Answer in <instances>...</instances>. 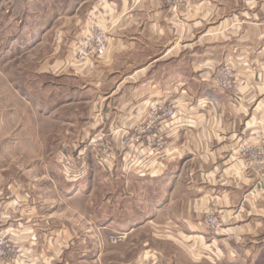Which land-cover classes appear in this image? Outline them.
Wrapping results in <instances>:
<instances>
[{"label": "crops", "instance_id": "crops-1", "mask_svg": "<svg viewBox=\"0 0 264 264\" xmlns=\"http://www.w3.org/2000/svg\"><path fill=\"white\" fill-rule=\"evenodd\" d=\"M26 8L24 55L36 58V78L24 80V206H0V231L29 253L59 250L0 264H62L61 248L88 241L78 232L92 223L58 218L55 179L66 170L45 152L90 158L104 138L115 160L101 166L116 174L117 185L132 186L121 191L122 203L149 190L148 222L122 228L133 246L148 248L132 264H264V175L247 169L241 153L264 138V0H185L178 8L168 0H25ZM89 16L107 31L108 50L82 64L74 45ZM224 63L235 67L236 94L210 83ZM170 105L173 119L156 122L138 147H123L124 137ZM153 134L164 142L160 153L148 143ZM10 167L0 169L2 180ZM210 208L222 215L220 233L204 225ZM54 211L58 221L51 222ZM146 227L148 240L132 238Z\"/></svg>", "mask_w": 264, "mask_h": 264}, {"label": "rangeland", "instance_id": "rangeland-1", "mask_svg": "<svg viewBox=\"0 0 264 264\" xmlns=\"http://www.w3.org/2000/svg\"><path fill=\"white\" fill-rule=\"evenodd\" d=\"M168 1L172 8H178L185 2V0L181 3ZM24 3L25 0H0V169L6 162L11 164L9 170L12 172L11 175H8L7 181L0 178V206L4 208L3 204L7 202V205L13 206L14 210L24 206V82L27 75H32L33 79L36 78L34 71H30L34 70L36 58L24 55V11H27V8L24 9ZM30 9L35 10L34 7H29ZM53 9L54 7L51 6V11ZM211 26L213 25L207 24L204 28ZM229 67L234 71L237 88L232 91L216 88L212 82L213 77L221 69ZM210 83L216 91L236 94L240 90V81L232 63H224L217 68L211 76ZM46 139L51 141L52 135H47ZM241 153L247 156L245 162L247 169L264 175V138L261 140L260 146H243ZM64 156L67 158L75 156L73 159L78 164L77 167L87 168L86 176L79 181L68 180L69 178L65 175L68 170L65 166ZM96 156L82 159L83 157H79L78 151L51 150L45 152L46 159L54 158V161H58L56 163L60 170L62 169L63 172L66 170L65 173H61L58 179H55L56 188H60L62 195V199H54V205L61 207L62 216L58 218L62 222H74L76 219L78 222H90L93 225V228L87 232H78L82 239L87 235L86 243L83 240H77L74 245L61 248L60 255L64 257L62 264H104L110 261H113V264H123V262L132 264L139 259L143 261L145 257H140L141 250L148 248L133 246L131 242H128L130 236L128 237L122 228L132 226L134 223L148 222L149 190L147 185H145L143 193L140 194L141 200L133 202V199H129L126 204L122 203L123 199L119 197L121 191H132V186L117 185L116 174L101 166ZM1 174L2 171H0V177ZM2 175L4 176V174ZM45 180L48 181V178L46 177ZM41 185L42 191H48L47 187H51L46 181ZM257 185L260 186V181ZM48 197L56 196L50 194ZM50 198L47 199L49 200L47 202H50L48 206L51 207ZM49 210L51 209L49 208ZM209 211H213L219 216L222 226L217 232L206 228L207 231L210 233L222 232L225 223L219 211L208 209L204 214L203 222ZM49 214L52 216L50 217L51 222L58 221L57 215H55L56 211L49 212ZM48 232L49 228H46V225L40 231L44 237L48 235ZM151 233L146 227L133 233L135 236L132 235V238L148 240ZM1 241L8 245L6 258L1 257V251L5 248L1 245ZM33 249L37 253L40 251V253L45 252L48 255L55 254L59 250L56 247L51 249V247L45 246ZM28 250L31 249L24 247L22 250L10 236L0 231V261H16L23 256L26 259L30 254H35L34 251L29 253ZM153 263L145 261L144 264Z\"/></svg>", "mask_w": 264, "mask_h": 264}, {"label": "built area", "instance_id": "built-area-1", "mask_svg": "<svg viewBox=\"0 0 264 264\" xmlns=\"http://www.w3.org/2000/svg\"><path fill=\"white\" fill-rule=\"evenodd\" d=\"M176 3H181L184 0H170ZM88 26L84 31V35L76 41L74 45V54L76 60L79 63H86L93 60L100 59L106 55L108 50V37L107 31L100 25L95 17L89 16L87 18ZM213 85L216 88L223 90H235L237 88L236 77L234 71L231 67L221 69L212 79ZM162 111L163 115H156L150 119L148 126L146 128H140L134 135H128L122 139L123 147L128 149L130 147H138L142 143V135L146 132H151V128L156 122H164L166 120L173 119L175 116L174 106L170 105L167 108H158V111ZM156 111L155 114L158 113ZM149 145L153 151L160 153L163 150L164 142L157 135H152L149 140ZM97 159L102 165L113 164L115 160V151L112 148L110 140L104 138L96 143ZM74 158V157H73ZM67 158L64 156V162L66 169L68 170L65 174L70 181H79L84 178L87 174V168L77 167L75 159ZM204 225L208 230L217 232L221 229L222 223L219 216L213 212L209 211L206 213ZM1 245L5 247L1 251V257L6 258L7 247L6 242L1 241Z\"/></svg>", "mask_w": 264, "mask_h": 264}]
</instances>
